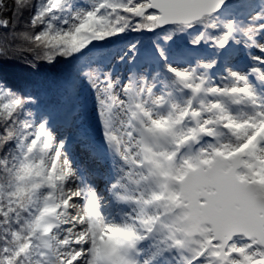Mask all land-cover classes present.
Wrapping results in <instances>:
<instances>
[{
    "label": "snow or ice",
    "instance_id": "6c2138e0",
    "mask_svg": "<svg viewBox=\"0 0 264 264\" xmlns=\"http://www.w3.org/2000/svg\"><path fill=\"white\" fill-rule=\"evenodd\" d=\"M0 264H264V0H0Z\"/></svg>",
    "mask_w": 264,
    "mask_h": 264
}]
</instances>
